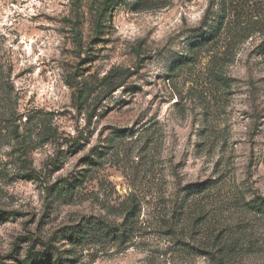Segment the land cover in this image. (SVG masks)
<instances>
[{"label":"rangeland","instance_id":"374dc122","mask_svg":"<svg viewBox=\"0 0 264 264\" xmlns=\"http://www.w3.org/2000/svg\"><path fill=\"white\" fill-rule=\"evenodd\" d=\"M0 264H264V0H0Z\"/></svg>","mask_w":264,"mask_h":264},{"label":"trees","instance_id":"16d2710c","mask_svg":"<svg viewBox=\"0 0 264 264\" xmlns=\"http://www.w3.org/2000/svg\"><path fill=\"white\" fill-rule=\"evenodd\" d=\"M121 238L123 239V235L121 236Z\"/></svg>","mask_w":264,"mask_h":264}]
</instances>
